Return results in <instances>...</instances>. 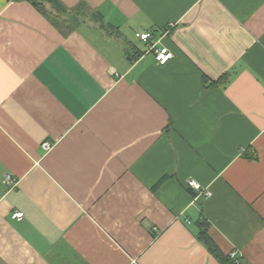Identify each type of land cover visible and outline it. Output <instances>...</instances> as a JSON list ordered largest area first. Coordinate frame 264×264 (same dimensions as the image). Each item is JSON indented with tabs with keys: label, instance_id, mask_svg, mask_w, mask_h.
Wrapping results in <instances>:
<instances>
[{
	"label": "crops",
	"instance_id": "obj_1",
	"mask_svg": "<svg viewBox=\"0 0 264 264\" xmlns=\"http://www.w3.org/2000/svg\"><path fill=\"white\" fill-rule=\"evenodd\" d=\"M58 1L0 0V264H264V0Z\"/></svg>",
	"mask_w": 264,
	"mask_h": 264
},
{
	"label": "trees",
	"instance_id": "obj_2",
	"mask_svg": "<svg viewBox=\"0 0 264 264\" xmlns=\"http://www.w3.org/2000/svg\"><path fill=\"white\" fill-rule=\"evenodd\" d=\"M57 28H59L64 34L72 31L74 28V20L70 17V14L66 12V9L59 3L58 0H28ZM200 230L198 232V238L202 241L208 249L215 254L223 264H237L235 259L230 255H224L219 251L217 244L214 242L209 234V222L206 219H201ZM243 264V263H241Z\"/></svg>",
	"mask_w": 264,
	"mask_h": 264
},
{
	"label": "built area",
	"instance_id": "obj_3",
	"mask_svg": "<svg viewBox=\"0 0 264 264\" xmlns=\"http://www.w3.org/2000/svg\"><path fill=\"white\" fill-rule=\"evenodd\" d=\"M137 36L140 37L144 41H149L153 37L152 33L149 31L139 32V33H137ZM153 48L155 50L156 61L159 65H166L174 56L173 51L170 50L167 46H162V47L154 46ZM42 146L46 150H49L51 148V144L48 140H45L42 143ZM6 180L7 181L9 180L11 182H13V181L15 182V178H13L11 174L6 175ZM187 185L189 188L196 191L198 195L203 194L207 197H210L212 195V191L210 189L204 188L203 185L198 180H196L194 178H189L187 180ZM13 217L22 218V217H24V212L23 211H16L13 214ZM187 222H191V221L189 219H187ZM230 257L235 259L237 264H241V262L239 261V258L237 257V253L235 251H232L230 253Z\"/></svg>",
	"mask_w": 264,
	"mask_h": 264
}]
</instances>
